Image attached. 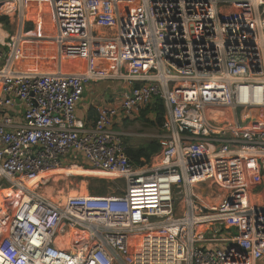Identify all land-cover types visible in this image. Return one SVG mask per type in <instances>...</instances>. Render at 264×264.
Returning a JSON list of instances; mask_svg holds the SVG:
<instances>
[{
  "label": "built area",
  "instance_id": "2783aa9c",
  "mask_svg": "<svg viewBox=\"0 0 264 264\" xmlns=\"http://www.w3.org/2000/svg\"><path fill=\"white\" fill-rule=\"evenodd\" d=\"M1 18L0 264H264V0H0ZM25 40L55 47L54 72L16 70ZM102 82L124 88L85 122ZM158 100L135 166L114 122ZM72 166L124 185L48 196Z\"/></svg>",
  "mask_w": 264,
  "mask_h": 264
},
{
  "label": "rangeland",
  "instance_id": "374dc122",
  "mask_svg": "<svg viewBox=\"0 0 264 264\" xmlns=\"http://www.w3.org/2000/svg\"><path fill=\"white\" fill-rule=\"evenodd\" d=\"M22 42L23 45L29 47L32 45L31 47L34 49H38L39 46L41 45L40 43H34L28 40ZM44 43L47 44V42ZM24 51L25 52H22L19 55V58L16 59L14 65L16 67V70H18L19 72L24 74H37V73L45 74V73H52L56 70V65L58 63L57 58L54 65L51 64L50 62L51 58L48 59L47 56L45 57L38 56L37 53L31 55L27 53L26 50ZM25 60H34L37 61L38 63L45 62L44 60H46L49 65L47 64V66H45V63L28 64L26 63ZM115 63L116 62H114V60H109L104 65L110 66ZM145 123L146 122H144L143 120L142 121L139 120L138 122H128V124H126V126H124L122 129L120 125L118 126L114 125L113 130L116 132L124 131L125 133H127V135H125L124 138H128L127 140L130 145L136 146L144 142L156 140L157 135L159 134L158 128L149 127L148 125H145ZM71 162L73 161L70 160L68 164ZM79 163L83 164V161L81 160ZM71 168L72 170H68L69 172L66 173L67 170H65L59 174L63 176L58 175L50 180L47 188L44 189V192H46L48 196L55 197L57 195V192H62V195H65L68 192L79 191V190H81V192H85L88 188V185L96 189L100 187L99 186L100 181H103V184L101 186H104L103 187L104 195L110 193L112 194L116 191V188H121L124 185L123 181L105 177L106 176L105 174L95 170L84 169L77 166L74 167L72 166ZM254 195L256 197L261 195V201H264V183H262L256 189Z\"/></svg>",
  "mask_w": 264,
  "mask_h": 264
},
{
  "label": "crops",
  "instance_id": "0c3cea01",
  "mask_svg": "<svg viewBox=\"0 0 264 264\" xmlns=\"http://www.w3.org/2000/svg\"><path fill=\"white\" fill-rule=\"evenodd\" d=\"M19 44H23V42L21 41ZM19 46V45H18ZM16 54V52H14V55ZM16 58V57H14ZM16 61V59H15ZM26 63H38L37 61L34 60H25ZM45 62H41L38 64H42L45 63V66H47L48 62L46 60H44ZM114 62H116L114 60ZM105 64V63H104ZM102 65L105 68H114V65ZM49 65V64H48ZM124 88V84H118V83H113V82H102V83H89L86 87H85V91L83 94V98L82 101L80 102V104L78 105L75 114L78 118L84 120L85 122H93L95 119V114H96V109L102 105H108V104H113L114 102H116L119 97H120V93L122 92V89ZM152 110H144L141 112V114L139 115V117L137 119H134V121L131 120H127V119H122L120 121H115L114 125L121 126V129L126 126V124H128V122H138L140 121H144L146 122L145 125H148L149 127H154L157 128L155 126L150 125L149 123L153 121L154 119V113L152 114ZM114 127V126H113ZM126 142H127V146L130 147H136L133 145H130L128 143V138H125ZM143 160V159H142ZM66 173L69 172L68 170H71L70 168L66 169ZM263 183H264V175H263ZM258 188V187H257ZM256 187H251V199L253 202H257L259 204H264V201H261V195L260 196H255L254 193L257 189ZM264 261V260H263Z\"/></svg>",
  "mask_w": 264,
  "mask_h": 264
},
{
  "label": "trees",
  "instance_id": "16d2710c",
  "mask_svg": "<svg viewBox=\"0 0 264 264\" xmlns=\"http://www.w3.org/2000/svg\"><path fill=\"white\" fill-rule=\"evenodd\" d=\"M0 21L6 23V20L4 18H1ZM151 110L155 116H154L153 121L150 122L149 124L159 128L161 126L162 117H163V113H164V108H163L161 101L158 100L156 102L154 108ZM123 141H124V145L126 148V155H127L128 159L130 160V162L135 166L141 165L142 159L146 162H149L151 160V158L159 150L157 140H151L149 142H144V143L139 144L136 147L127 146V142H126L125 138L123 139ZM102 184H103V181H100L99 182L100 187H98L96 189H94L90 185H88V189H89L90 193L93 195H97V196H104V193H103L104 192V190H103L104 186H101Z\"/></svg>",
  "mask_w": 264,
  "mask_h": 264
},
{
  "label": "bare ground",
  "instance_id": "6f19581e",
  "mask_svg": "<svg viewBox=\"0 0 264 264\" xmlns=\"http://www.w3.org/2000/svg\"><path fill=\"white\" fill-rule=\"evenodd\" d=\"M41 45L39 46L38 49H34L32 48L31 46H26V45H23V44H19V46L16 48L15 52V57L14 58V65H15V59L19 58V55L22 53V52H25L24 50H26L27 53L29 54H35L37 53L38 56H42V57H45L47 56L48 59L51 58L50 62L51 64H54L56 62V58H57V54H56V49L54 46L50 45L48 42L47 44L46 43H40ZM106 46V44H105ZM37 48V47H35ZM55 65V64H54ZM57 66V65H56ZM117 65H114V68L110 69V68H107L109 71H114L115 67ZM74 167V166H73ZM70 168L72 170L71 167H67V168H63L61 170H55V171H52L49 175H52V176H58L61 172L65 171L66 169ZM75 169V168H74ZM96 171V170H95ZM169 177H173V176H169ZM153 182H145V184H151ZM140 208V207H138Z\"/></svg>",
  "mask_w": 264,
  "mask_h": 264
}]
</instances>
